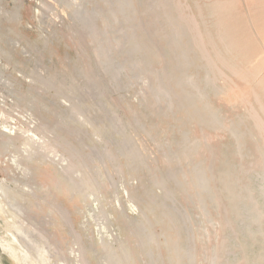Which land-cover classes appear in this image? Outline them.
I'll list each match as a JSON object with an SVG mask.
<instances>
[{"label":"rangeland","instance_id":"rangeland-1","mask_svg":"<svg viewBox=\"0 0 264 264\" xmlns=\"http://www.w3.org/2000/svg\"><path fill=\"white\" fill-rule=\"evenodd\" d=\"M125 1L120 13L115 0H0V264H149L148 252L171 264L164 215L191 264H259L264 0ZM247 188L252 234L234 198ZM149 224L157 240L142 249Z\"/></svg>","mask_w":264,"mask_h":264},{"label":"bare ground","instance_id":"bare-ground-1","mask_svg":"<svg viewBox=\"0 0 264 264\" xmlns=\"http://www.w3.org/2000/svg\"><path fill=\"white\" fill-rule=\"evenodd\" d=\"M115 2H116V5H117V10L116 11H118L120 13H124L127 9L131 8V4L127 3L125 0H115ZM171 19L172 18H170L169 16H167V15L165 16L166 23L169 26H172V22H171L172 20ZM177 30L178 29L174 28V27H173L172 30H170V31H172V33H171L172 42L175 43V44L176 43L179 44L180 43V37L183 36L182 32L177 31ZM129 44H130L129 52H135L137 49L138 50L140 49V46L138 44H136V43H132V40L129 41ZM202 56H203V58L206 59V62L209 65L208 59L204 55H202ZM182 58H183V61L186 59L184 54H182ZM112 63H115V62L113 61ZM211 68H213V67H211ZM182 82L185 83L188 86H191L192 88H195V90L198 91L196 89L195 84H193V81L190 78H186ZM163 88H165V87L163 85H161L160 82L159 83L156 82V85L152 86L151 89L154 90V92H156V94L161 95V96H156L154 98L156 100H160V99L167 100L168 104L170 105L171 101H172L171 96H170L169 93L167 94L166 92H163ZM199 98H201V94L199 92H194V93H189V94L183 95L182 96V101L184 102V104H187V106H189V105H191L193 103L194 100H198ZM190 110H188L190 114H193L194 116H197V117L201 116V108H199L198 110H195V111H192V109H190ZM209 118H210V120L212 122L218 123V116L216 114H214V113L211 114L208 117V119ZM253 119L256 122V126L261 130V136H264V129H263L264 127L262 126L260 121L255 116H253ZM236 136H238V134ZM9 140H10L9 135L5 134V132L0 129V146L1 147L2 146H6V144L9 142ZM56 171H57L58 174H60L59 170L56 169ZM192 174H193L192 178L194 179L199 174H205V173L199 166H195L194 169H193ZM224 177H225V173L223 174L222 178H224ZM158 183H160V182H158ZM207 185H208V183H207V180H206L205 175H204L202 177V187L204 189H206ZM250 192H251V189L249 190L247 188L246 192H245L247 196L244 199L240 198V196H238V195H235L234 198L238 199L237 201L246 200L245 201L246 203L243 204V208H244L245 213L248 215V219H243V223L241 224V226H242V229L248 228L249 229V231H248L249 234H252V233H254V231L253 230L251 231L250 227L251 226H256L257 230L255 232H258L259 231V224L262 221V219H259L260 218V214L259 213L253 212L254 211L253 208H255V203H254V199L252 197L253 194H251ZM87 195L88 194H85V196H87ZM258 196H260V195H258ZM170 197H171L170 194H168V193L165 194V198L169 199ZM242 197H243V195H242ZM233 208L237 212L239 210L238 209L239 208L238 204L235 203ZM173 216L176 217L175 214ZM164 217L166 218V221L168 222L169 227H168V229L166 228V230L164 231V234L162 236L165 239L166 245L169 247L170 254H172V257L169 258L170 263L171 264H184V261L187 260L188 262L186 261L187 262L186 264H191L192 261H193L194 252L192 251V252L189 253L186 250V246L184 244L179 243L178 239H179V237L181 235L180 234V228H178V229L171 228V225H172L173 221H175V219H172V218H170V216H166V215H164ZM155 221H156V224L158 222H160V223L163 222L162 218L155 219ZM152 227H153V225H151V224H149V227H147V228L145 226L143 227V225L141 226V228H144L143 232H142V235H141V236H144V239H143L144 241H142L139 244L142 249H144L146 247L145 245H151V244H155L156 243V240H157L156 237L157 236H156V233L152 230ZM168 231H172V232L169 233ZM214 250H216V248ZM250 250H255L256 251L254 254H252L254 256V261H255V259L257 258V255H258V251L256 249H253V248H251ZM9 253H10V251H9ZM10 256L13 257L14 259H16L12 252L10 253ZM115 256H116L115 253H112L109 256H107L108 259H109L108 263H113ZM156 257L160 259L159 256H156ZM216 257L217 256H213L212 257L213 261L216 259ZM148 258L150 260L149 264H156V262L154 261V254L153 253H149L148 252ZM259 264H264V258H263V261L260 262Z\"/></svg>","mask_w":264,"mask_h":264}]
</instances>
